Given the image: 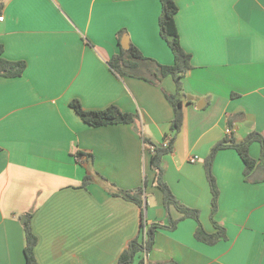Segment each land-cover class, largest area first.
<instances>
[{
	"label": "crops",
	"instance_id": "1",
	"mask_svg": "<svg viewBox=\"0 0 264 264\" xmlns=\"http://www.w3.org/2000/svg\"><path fill=\"white\" fill-rule=\"evenodd\" d=\"M174 1L191 68L182 78V124L161 159L163 179L212 233L205 157L227 128L236 142L251 132L264 139V0ZM160 12V0H0L2 55L26 64L20 76L0 77V264H25L27 212L38 264H116L142 222L181 216L164 205L149 166L150 143L170 133L164 92L174 93L175 83L170 75L158 84L140 78L150 77L142 63L122 77L107 63L126 37L143 56L172 64ZM72 100L86 110L115 105L136 118L93 127ZM248 151L258 158L260 143ZM211 172L219 189L214 220L226 238L197 240L198 224L186 217L157 228L132 264H264V181L244 180L233 148L215 153ZM86 174L95 175L84 187ZM98 176L120 190L142 188V204L112 195Z\"/></svg>",
	"mask_w": 264,
	"mask_h": 264
},
{
	"label": "trees",
	"instance_id": "2",
	"mask_svg": "<svg viewBox=\"0 0 264 264\" xmlns=\"http://www.w3.org/2000/svg\"><path fill=\"white\" fill-rule=\"evenodd\" d=\"M161 12L158 18L160 36L166 41L173 54V63L170 65L159 64L154 59L143 56L140 51L134 46L123 49L120 47L118 53L114 54L108 60V66L118 76L130 74L132 70L141 67V63L146 68V73L150 75L139 76L147 81L158 84L160 80L167 75H170L175 83V92H164L167 101L173 109V118L170 122V133L165 138L169 139L167 146L161 144L150 143L153 146V152L150 153L149 166L154 171V180L156 187L162 193L163 203L168 208L173 206L181 216L172 218L168 215L166 224L152 223L146 229V236L140 234L129 241L118 257L116 264H132L140 252H147L153 243V234L157 228L173 229L179 220L190 217L197 222L195 230V238L207 244H214L219 239H225V230L218 225L214 220V215L217 210V200L219 196V189L216 184L215 177L211 172V164L215 153L223 148H233L236 150L243 162L244 180L248 182L264 181V139L257 132H251L245 138L236 142L235 139L227 135L215 144L209 150L208 155L203 161V166L206 178L209 184L211 193L210 218L215 228L212 233L206 232L199 221V212L195 208L188 207L177 200L171 193L168 185L163 179V168L161 165L162 156L170 152L173 148V141L175 135L180 130L182 124V106L185 93L183 90L182 78L187 74L191 68L190 54L187 53L180 45L179 35L176 29L174 16L177 12V5L174 0H160ZM2 47L0 46V77H17L20 76L26 64L23 60H9L2 55ZM70 107L78 114L86 124L99 127L115 123H133L136 116L133 113L124 112L115 105H110L100 110H86L83 109L78 100H72ZM253 141L260 143V155L258 158H253L248 151L249 145ZM80 156V152L77 153ZM254 171H259L263 176L261 178L253 177ZM95 174H86L82 179V186H86L93 180ZM98 174H96L97 176ZM100 180L105 182L109 192L114 196H120L123 199L132 201L137 205L142 204V188L133 190L117 189L112 183H109L104 177L98 176ZM32 213L27 212L23 221V230L25 235L24 255L25 264H38L34 255V247L37 243V237L31 228ZM142 227V224H141ZM141 232V228H140ZM174 264V263H167Z\"/></svg>",
	"mask_w": 264,
	"mask_h": 264
},
{
	"label": "built area",
	"instance_id": "3",
	"mask_svg": "<svg viewBox=\"0 0 264 264\" xmlns=\"http://www.w3.org/2000/svg\"><path fill=\"white\" fill-rule=\"evenodd\" d=\"M2 20H3V15H0V21H2ZM226 134H228V135L231 134V131H230L229 128L226 129ZM168 144H169V139L168 138H165L162 141V143H161L162 146H167ZM149 150H150V152H153L154 149H153V146L152 145H149ZM196 159H197L196 156H192V157L189 158V161L190 162H194V161H196ZM147 227H148L147 224L145 222H142V227H141V233L140 234H143V237L144 238L146 236V229H147Z\"/></svg>",
	"mask_w": 264,
	"mask_h": 264
},
{
	"label": "water",
	"instance_id": "4",
	"mask_svg": "<svg viewBox=\"0 0 264 264\" xmlns=\"http://www.w3.org/2000/svg\"><path fill=\"white\" fill-rule=\"evenodd\" d=\"M120 44L121 46L124 48V49H127L129 47V42H128V39L125 37H122L121 41H120ZM191 97H189L190 99ZM24 217H22L23 219Z\"/></svg>",
	"mask_w": 264,
	"mask_h": 264
}]
</instances>
